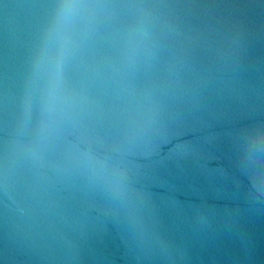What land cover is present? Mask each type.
Segmentation results:
<instances>
[{"label":"water","instance_id":"95a60500","mask_svg":"<svg viewBox=\"0 0 264 264\" xmlns=\"http://www.w3.org/2000/svg\"><path fill=\"white\" fill-rule=\"evenodd\" d=\"M0 264H264V0H0Z\"/></svg>","mask_w":264,"mask_h":264}]
</instances>
